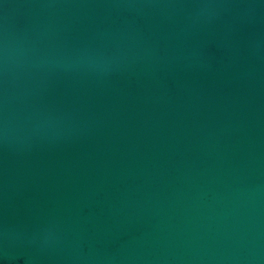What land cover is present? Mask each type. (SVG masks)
Segmentation results:
<instances>
[{
  "label": "water",
  "instance_id": "obj_1",
  "mask_svg": "<svg viewBox=\"0 0 264 264\" xmlns=\"http://www.w3.org/2000/svg\"><path fill=\"white\" fill-rule=\"evenodd\" d=\"M0 264H264V0H0Z\"/></svg>",
  "mask_w": 264,
  "mask_h": 264
}]
</instances>
